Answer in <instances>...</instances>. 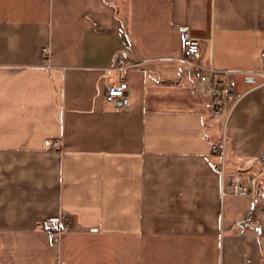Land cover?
Wrapping results in <instances>:
<instances>
[{"label":"crops","instance_id":"0c3cea01","mask_svg":"<svg viewBox=\"0 0 264 264\" xmlns=\"http://www.w3.org/2000/svg\"><path fill=\"white\" fill-rule=\"evenodd\" d=\"M184 30L234 71L226 129ZM263 48L264 0H0V264H264V174L224 194L212 166L259 172Z\"/></svg>","mask_w":264,"mask_h":264},{"label":"built area","instance_id":"2783aa9c","mask_svg":"<svg viewBox=\"0 0 264 264\" xmlns=\"http://www.w3.org/2000/svg\"><path fill=\"white\" fill-rule=\"evenodd\" d=\"M184 56L182 62L185 66L191 67L194 77L198 84L200 94L205 98L206 108L214 117H218L224 121V128L230 120L233 108L237 102L235 92L234 71L230 69H217L214 66H205L198 61V56L201 52L200 39L193 35L189 30L183 32ZM264 59V48L262 50ZM120 64L125 63V58H120ZM264 74V69L259 71ZM106 100L109 102L120 101L125 107L132 103V97L129 90V85L126 81L111 83L108 86ZM51 148H57L58 142H49ZM224 144H216L213 148L215 154L221 156V160L213 161L212 166L220 172L223 180L224 194L232 195H254L260 193L262 184L260 175L264 174V155L257 157L256 163L259 167V172L250 174L244 170L236 172L228 171L226 167V159L224 154ZM249 222H253V215L247 217ZM70 230V225L59 221L50 232L51 238L59 242L62 235ZM247 259V264L250 263Z\"/></svg>","mask_w":264,"mask_h":264}]
</instances>
